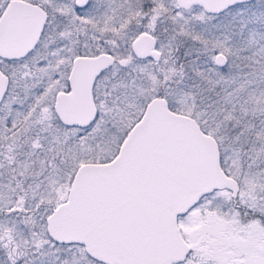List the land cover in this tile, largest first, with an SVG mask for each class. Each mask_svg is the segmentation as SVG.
I'll list each match as a JSON object with an SVG mask.
<instances>
[{
  "label": "snow or ice",
  "instance_id": "6c2138e0",
  "mask_svg": "<svg viewBox=\"0 0 264 264\" xmlns=\"http://www.w3.org/2000/svg\"><path fill=\"white\" fill-rule=\"evenodd\" d=\"M0 264H264V0H0Z\"/></svg>",
  "mask_w": 264,
  "mask_h": 264
}]
</instances>
